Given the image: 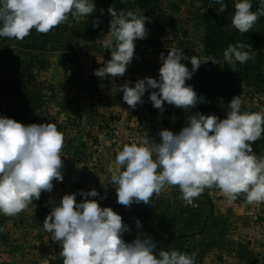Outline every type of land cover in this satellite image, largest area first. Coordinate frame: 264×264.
<instances>
[{
	"label": "rangeland",
	"instance_id": "obj_1",
	"mask_svg": "<svg viewBox=\"0 0 264 264\" xmlns=\"http://www.w3.org/2000/svg\"><path fill=\"white\" fill-rule=\"evenodd\" d=\"M94 2L96 12L78 19L69 15L67 21L58 25L64 32L74 33L70 39L74 37L75 41L68 50H61L63 43L53 40L51 29L44 34L32 30L30 46L8 48L21 52L10 56L7 52L0 53V116L23 124L52 121L64 133L63 180H53L50 192L42 191L38 200L15 216L0 214V226L4 227L0 232V264H40L43 258H47L49 264H63L61 245L51 240L42 223L60 198L72 192L77 193V202L96 199L102 207H111L120 214L130 229L123 234L127 242L143 234L151 236L159 245L170 236L182 235L178 230L186 222L189 234L184 233V239L165 249L194 253L195 264H264V202L247 204L244 193L229 200L219 189L205 188L193 200L203 201L207 195L213 200V214L209 215L205 202L201 207L203 217L172 220L171 224L169 219L154 216L161 215L162 210L177 211L180 205L186 204L180 199L178 186L166 185L158 196L153 195L151 204L140 202L126 207L117 203L115 186L108 172L109 162L124 144L140 143L145 137L159 142L160 129L179 132L187 117L197 111L223 118L226 105L234 95L240 94L244 101L242 110L264 111V15L252 29L240 33L230 24L234 0H225L228 7L220 14H217L219 6L215 0ZM259 4L260 0H252V11H256ZM110 6L117 12L137 11L151 21L146 22L147 37L136 40L133 59L124 75L100 78L93 74L94 69L111 58L110 50L103 49L98 41L109 30ZM164 15L171 24L164 25ZM237 41L254 45L246 49L253 55L245 63L236 62L233 66L223 61L222 53L229 43ZM172 48L182 49L187 56L213 55L220 61V64L202 63L192 78L186 80L198 96L204 97L203 102L187 110L165 102L161 111L148 99L149 92L155 89H146L143 103L134 109L128 106L122 100L119 86L126 81L134 86L138 78L158 79L160 55L166 56ZM182 62L191 69L189 60ZM82 115L87 119L82 120ZM252 149L264 157V137L255 141ZM93 188L100 195L106 192V198L80 195L81 190L87 192ZM137 219L142 224L140 228L136 226ZM167 223L173 229L172 234H160ZM148 227L156 233L147 234ZM201 227L205 231L202 235L190 234L200 231ZM165 228L168 230L167 226ZM200 237L207 239L204 244L198 243L202 241ZM202 245L204 249H199Z\"/></svg>",
	"mask_w": 264,
	"mask_h": 264
},
{
	"label": "clouds",
	"instance_id": "obj_2",
	"mask_svg": "<svg viewBox=\"0 0 264 264\" xmlns=\"http://www.w3.org/2000/svg\"><path fill=\"white\" fill-rule=\"evenodd\" d=\"M215 4L219 6L217 14L228 7L225 0H215ZM96 10L94 0H0V37L22 40L32 30L48 33L69 15L78 19ZM108 12L109 30L98 41L110 50L111 58L94 69L93 74L100 78L124 75L136 40L147 37L146 22L151 21L137 11L117 12L110 6ZM261 15L264 0L256 11H252V0H234L230 24L246 33ZM249 47L239 41L229 43L222 53L223 61L233 66L245 63L253 55L246 50ZM160 60L158 79L138 78L134 86L127 81L119 86L122 100L131 108L143 103L146 89H155L148 99L156 109L163 111L165 102L185 110L193 108L204 97L186 80L202 63L220 64L213 55L187 56L177 48L169 49L166 56L161 53ZM183 60L190 61L191 69ZM243 104L240 94L234 95L223 118L197 111L187 117L179 132L160 129L159 142L145 137L140 143L124 144L108 164L117 203L126 207L151 204L153 195L158 196L166 185L178 186L180 199L189 204L205 188L219 189L229 200L244 193L247 204L264 202V157L252 149V144L264 137V111L242 110ZM63 144L64 133L55 122L23 124L0 116V214L15 216L38 200L42 191L50 192L53 180H63ZM76 195L64 194L42 223L51 240L61 245L63 264H195L194 253L158 247L148 235L138 234L125 241L123 234L130 229L120 214L102 207L96 199L77 202ZM80 195L106 198V192L100 195L95 188L81 190ZM136 226L142 227L139 219ZM40 264H49V260L43 258Z\"/></svg>",
	"mask_w": 264,
	"mask_h": 264
},
{
	"label": "crops",
	"instance_id": "obj_3",
	"mask_svg": "<svg viewBox=\"0 0 264 264\" xmlns=\"http://www.w3.org/2000/svg\"><path fill=\"white\" fill-rule=\"evenodd\" d=\"M254 6L256 8V5H254ZM257 6L259 7L260 4L257 5ZM196 22H198L197 19H196ZM163 23H164L165 26H167V25L171 24V21L170 20H167V16L164 15ZM89 25H91V24L89 23ZM53 31H54L53 40L55 42H62L63 43V44H61V47H62L61 50L63 49V51H66L69 48H71L72 43L75 41V39H73L74 37H72L70 39V35H73L74 36V33L71 32V33L68 34V33L64 32L62 30V28H59L58 26L54 27L53 28ZM38 34H44V33H38ZM46 40H48V39H46ZM29 41H33V39L30 37V34L28 36H26L22 40H17L15 38H8V37H0V46L3 45V46H6L7 47V48L0 47V53L1 52H3V53L4 52H7V54H9V56H10L14 52H21L20 49H15V50L12 49L11 50V49H8V48L13 47V46H18V48H21L23 44L25 46H30L31 44L28 43ZM65 41H66V43H65ZM16 42L18 43V45L15 44ZM55 47L56 48H59L58 45H55ZM250 47H254V45H251ZM52 49H55V48H52ZM205 197H206V199L203 200V201H200V202H198L196 200H193V202L191 204H189V203L182 204L181 203L182 205L179 206V210H177V211L175 210L174 212H168V211L166 212V210H162L161 211L162 212L161 215H159V216L156 215V216H154V218L155 217H158V218L162 217V218L169 219L170 220L169 222L171 224H172V220H178V219L180 220V219H187V218H193V219H195L196 217L201 218V217H203V213H204V209L203 208L201 209V207H204L202 205L205 204V202H207V206L209 207V215H211V214H213V213H211V210L213 209L212 208V206H213L212 205L213 204V200L209 199L207 197V195ZM150 214H151V211L148 212V217L150 216ZM209 217H211V216H209ZM186 224L187 223L184 222V226H181V229L178 230L180 232V234H182V235H173V236H170L167 239H164V241H162L157 246L158 247L166 248L167 246H173V245L177 244L181 239H184V237H182V236L184 235V233H188V227L186 226ZM166 226L168 227V230H166V228H165ZM166 226H164V228H163L162 232H160V234H162V235L172 234L173 229L169 225V223H167ZM151 232H153L152 229L148 227L147 234H149ZM153 233L155 234L156 232L154 231ZM203 233H205L204 227H201L200 231L199 230H195V231H191L190 232V234H192V235L195 234L196 236L202 235ZM161 239H163V238H159L158 240H161ZM203 239H204V237H200L199 240H202V241H199L198 243L204 244V242L207 239H205V240H203ZM197 247L199 248V246H197ZM199 249H204L203 248V245Z\"/></svg>",
	"mask_w": 264,
	"mask_h": 264
}]
</instances>
